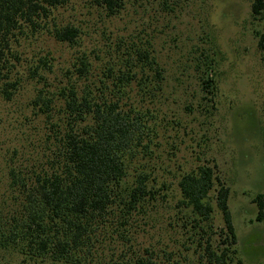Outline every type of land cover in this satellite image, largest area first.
Here are the masks:
<instances>
[{
	"label": "trees",
	"instance_id": "16d2710c",
	"mask_svg": "<svg viewBox=\"0 0 264 264\" xmlns=\"http://www.w3.org/2000/svg\"><path fill=\"white\" fill-rule=\"evenodd\" d=\"M130 1L0 0V97L10 100L34 81V103L44 105L48 117L39 148L8 165L0 190V264L240 263L231 189L217 166L204 160L187 170L171 168L179 147L172 132L179 137L182 121L162 107L170 97V69L152 31H137L135 24L128 35L84 50L50 90V50L21 69L23 54L44 34L79 45L82 31L59 18L63 8L84 2L114 18ZM138 1L144 0H133ZM145 1L172 8L169 0ZM251 17L264 18V0L252 2ZM194 53L200 55L176 68L177 79L194 65L200 104L206 99L212 109L224 52L213 42L185 56ZM172 173L177 182L169 179ZM255 202L256 220L264 221V195ZM216 209L223 220L219 241L213 236ZM168 213L169 224L177 220L181 236L196 248L141 239L158 224L167 231Z\"/></svg>",
	"mask_w": 264,
	"mask_h": 264
},
{
	"label": "rangeland",
	"instance_id": "374dc122",
	"mask_svg": "<svg viewBox=\"0 0 264 264\" xmlns=\"http://www.w3.org/2000/svg\"><path fill=\"white\" fill-rule=\"evenodd\" d=\"M253 1L169 0L172 8L163 9L158 2L131 0L126 11L114 18L82 2L63 8L59 15L64 23L81 29L79 45L61 44L44 34L23 54L21 63V69L25 70L36 63L37 55L50 50L55 57V72L49 78L51 85H46L50 90L84 50L101 47L107 39L115 40L119 34L128 35L135 24L137 31H152L170 69L167 78L170 97L163 101L162 107L169 116H178L182 121L179 137L172 132V142L179 147L174 146L171 168L174 172L187 170L209 160L217 166L221 180L230 186L229 205L240 258V263L232 264H264V221L256 220L255 202L258 194L264 195V18L256 21L251 17ZM164 14L168 16L163 18ZM213 42L223 50L225 59L222 58L217 77V101L212 109H207L206 99L200 104L201 91L194 65L180 75V80L175 71L200 55L185 56L188 51L210 48ZM35 95V82L27 81L12 99L0 97V190L5 188L10 160L22 159L37 150L48 133L46 107L34 103ZM173 173L169 179L177 182ZM173 197L172 205L178 194ZM166 218L163 225L168 222L167 231L158 224L149 227L150 233L141 239L146 243L166 242L170 248H196L189 238L184 240L178 221L170 225L173 218L169 213ZM222 226L221 214L216 209L213 236L218 241L223 239Z\"/></svg>",
	"mask_w": 264,
	"mask_h": 264
}]
</instances>
